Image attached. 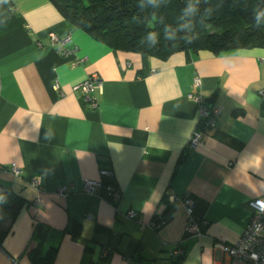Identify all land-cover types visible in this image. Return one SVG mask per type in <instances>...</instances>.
<instances>
[{"label":"crops","instance_id":"crops-1","mask_svg":"<svg viewBox=\"0 0 264 264\" xmlns=\"http://www.w3.org/2000/svg\"><path fill=\"white\" fill-rule=\"evenodd\" d=\"M51 33L71 37L65 54ZM92 73L95 107L74 89ZM261 91L264 48L159 59L92 38L51 0H0V193L23 198L0 223V264H31L33 250L51 254L49 264H225L217 244L234 243L249 201L264 199ZM198 92L221 113L191 148L199 115L189 95ZM11 164L19 177L5 170ZM102 168L113 173L116 203L83 189Z\"/></svg>","mask_w":264,"mask_h":264},{"label":"trees","instance_id":"trees-1","mask_svg":"<svg viewBox=\"0 0 264 264\" xmlns=\"http://www.w3.org/2000/svg\"><path fill=\"white\" fill-rule=\"evenodd\" d=\"M61 15L111 48L145 53L165 59L181 50L207 51L219 55L236 49L264 48V22L259 26L253 19V9L264 8V0H200L199 13L194 18V31L199 38L192 44L183 39H164L166 25L180 23L181 10L187 0H163L159 7L140 0H51ZM211 10V15L205 14ZM159 33V43L150 47L146 34ZM192 33H188L191 35ZM181 36L185 33H180ZM7 202L0 204V223L7 216L14 218L23 198L4 191ZM4 232L0 231V236ZM31 264H49L51 254L41 258L36 250L30 252Z\"/></svg>","mask_w":264,"mask_h":264},{"label":"built area","instance_id":"built-area-1","mask_svg":"<svg viewBox=\"0 0 264 264\" xmlns=\"http://www.w3.org/2000/svg\"><path fill=\"white\" fill-rule=\"evenodd\" d=\"M50 41L57 45L58 50L62 53H66L65 46L71 42L69 35L60 37L54 33L49 35ZM72 51H76L75 49ZM84 57L75 60V64H79L84 61ZM200 79L195 78L193 86L200 88ZM101 82L96 74L92 73L87 79L79 83L75 90H80L86 101H89L92 107H95L96 100L93 94L99 91ZM261 95H264V91H261ZM189 97L196 102L198 107V127L192 133L188 139V147L196 148L203 142V136L200 128H212L216 124V119L221 113L220 107L209 108L204 104L200 93L196 95H189ZM15 177H19L22 174V169L16 164H11L5 169ZM99 180H85L83 183V189L87 194H100V196L111 202L116 203L120 198V192L114 182L113 173L111 170L102 168L99 170ZM29 185L37 192L35 203L42 204L41 193L43 191L40 180L37 177H33L29 181ZM1 191V190H0ZM55 192L60 196L66 195V186H58ZM174 199V196L171 197ZM187 213L192 212L193 202L191 200L185 201ZM248 206L251 211V217L246 228L239 236V238L232 244L218 243L217 247L222 251L225 256V264H264V199H253L249 201ZM127 219L133 220L138 224H141L140 218L137 213L129 210L125 214ZM155 227V225H152ZM188 230L192 233L199 235L198 226L191 224ZM176 256L183 254V249L178 248L175 250Z\"/></svg>","mask_w":264,"mask_h":264},{"label":"clouds","instance_id":"clouds-1","mask_svg":"<svg viewBox=\"0 0 264 264\" xmlns=\"http://www.w3.org/2000/svg\"><path fill=\"white\" fill-rule=\"evenodd\" d=\"M163 0H146V3L152 7H159ZM200 0H187V3L181 10L179 17L180 23L175 27L172 25H166L164 28V39L168 41H175L177 39H183L187 44H192L199 38V34L194 31L195 24L194 18L199 13ZM140 6H145V0H140ZM206 15H211L210 9H205ZM253 19L257 26L264 22V8L256 7L253 9ZM180 33H185L181 36ZM188 33H192L188 35ZM159 33L155 31H149L146 34V40L150 47H155L159 43ZM7 202V197L0 193V204Z\"/></svg>","mask_w":264,"mask_h":264}]
</instances>
